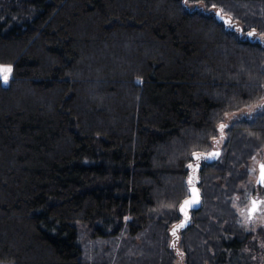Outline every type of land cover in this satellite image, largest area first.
<instances>
[{"label": "trees", "instance_id": "16d2710c", "mask_svg": "<svg viewBox=\"0 0 264 264\" xmlns=\"http://www.w3.org/2000/svg\"><path fill=\"white\" fill-rule=\"evenodd\" d=\"M188 2L208 12L0 0V68H12L0 79V264H175L192 170L202 203L177 231L186 264L244 248L231 201L264 148V113L193 163L226 115L264 99V0Z\"/></svg>", "mask_w": 264, "mask_h": 264}, {"label": "rangeland", "instance_id": "374dc122", "mask_svg": "<svg viewBox=\"0 0 264 264\" xmlns=\"http://www.w3.org/2000/svg\"><path fill=\"white\" fill-rule=\"evenodd\" d=\"M186 5L190 9H199L208 12L204 3L191 4L187 0ZM11 73V67H1L0 79L5 80L4 77L6 76V81H8L11 77ZM261 113H264V99L253 106L226 115L224 122L219 126V135L213 145L212 151L222 150L227 139V129L234 122L240 120H252ZM198 164L199 162H194V168H197ZM260 164H264V148L257 151L255 156L248 161L247 167H244V169H247L248 171V177L245 181L239 183L238 193L234 195L231 201V207L239 218L243 232L249 237L241 251L228 253V262L224 264H264V184L260 185L258 182ZM192 173H194V170H192ZM195 177L198 178V174H196ZM219 183L225 188L223 182ZM253 200L260 201V204L258 210L251 215L250 209L253 206ZM190 221L192 224L193 220ZM181 222L182 219H180L175 225L178 226ZM175 225H173L171 229L176 227ZM172 232V234L170 232L169 245L172 247L171 250L176 258L175 264H186V257L180 249L182 232H178V235L175 229H173ZM231 239L232 237L228 236L223 231L218 241L225 246V244Z\"/></svg>", "mask_w": 264, "mask_h": 264}, {"label": "water", "instance_id": "95a60500", "mask_svg": "<svg viewBox=\"0 0 264 264\" xmlns=\"http://www.w3.org/2000/svg\"><path fill=\"white\" fill-rule=\"evenodd\" d=\"M218 17H219V13H218ZM221 20H224L225 22H229V19H224L221 18ZM2 85L4 87L8 86V81L3 80L2 81ZM221 153V150H213L211 151L210 154L207 155H196V159L199 160L202 157L205 158H210V156L215 155V157H218ZM213 162V161H212ZM199 165H197L198 167ZM200 168V166H199ZM197 168V169H199ZM260 169V175H259V183L263 184L264 183V164H260L259 166ZM197 181L193 180L192 176L190 178V194L189 197L182 203L181 207H180V212L183 215V223H181V226H179L178 229H180L182 227V229H185L188 224L190 223V219H191V212H195L198 211L201 208V203H202V198H201V192L199 190V187L196 183ZM260 201H253V206L250 209V214L253 215V213H255L258 210Z\"/></svg>", "mask_w": 264, "mask_h": 264}, {"label": "flooded vegetation", "instance_id": "af4514ba", "mask_svg": "<svg viewBox=\"0 0 264 264\" xmlns=\"http://www.w3.org/2000/svg\"><path fill=\"white\" fill-rule=\"evenodd\" d=\"M218 157H215V155H212V156H210V158H205V157H202L201 159H199L198 160V162H199V166L201 165V163H203L204 161H207V162H212V161H215L216 159H217ZM199 166L197 167V168H199ZM260 166V165H259ZM198 170V169H197ZM196 173H197V171H195L193 174H192V178H193V180H195V176H196ZM260 175V174H259ZM196 181V180H195ZM258 182H259V178H258ZM197 183V182H196ZM260 184V183H259ZM264 184V183H263ZM263 184H260V185H263ZM254 201V200H253ZM192 213L193 212H191V215H192ZM191 220V219H190ZM181 223H183V218H182V222ZM179 226H181V224L180 225H178V226H176V228H175V230L176 231H179V230H181V228L180 229H178L179 228Z\"/></svg>", "mask_w": 264, "mask_h": 264}, {"label": "snow or ice", "instance_id": "6c2138e0", "mask_svg": "<svg viewBox=\"0 0 264 264\" xmlns=\"http://www.w3.org/2000/svg\"><path fill=\"white\" fill-rule=\"evenodd\" d=\"M185 2H187V0H185ZM4 79H5V81H6V80H7V77L5 76Z\"/></svg>", "mask_w": 264, "mask_h": 264}, {"label": "bare ground", "instance_id": "6f19581e", "mask_svg": "<svg viewBox=\"0 0 264 264\" xmlns=\"http://www.w3.org/2000/svg\"><path fill=\"white\" fill-rule=\"evenodd\" d=\"M4 71V70H3Z\"/></svg>", "mask_w": 264, "mask_h": 264}]
</instances>
